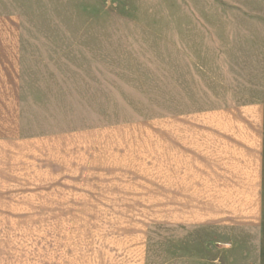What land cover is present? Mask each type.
Here are the masks:
<instances>
[{"label":"crops","instance_id":"crops-1","mask_svg":"<svg viewBox=\"0 0 264 264\" xmlns=\"http://www.w3.org/2000/svg\"><path fill=\"white\" fill-rule=\"evenodd\" d=\"M111 23L28 18L0 1V236L36 219L58 235L51 264H144L145 232L163 224L210 231L218 250L264 264V99L221 102L202 68L169 62L163 113L113 118L109 73L146 67L109 57V37L133 30ZM18 251L0 242V264H27Z\"/></svg>","mask_w":264,"mask_h":264},{"label":"rangeland","instance_id":"rangeland-1","mask_svg":"<svg viewBox=\"0 0 264 264\" xmlns=\"http://www.w3.org/2000/svg\"><path fill=\"white\" fill-rule=\"evenodd\" d=\"M2 1L23 8L28 18L102 17L109 24L129 21L130 27L119 28L133 29L131 32L109 37V57L143 56L135 61L137 67L146 69L139 74L109 73V93L114 90L121 94L120 98L109 97L113 118L136 119L163 113V73L169 62L202 68L214 86V94H208L221 102L264 99V0ZM116 67L120 66L113 60L109 72L117 73ZM142 91L145 96L139 95ZM48 183L45 191L51 193ZM134 183L140 194H146L147 182ZM64 184L66 193L88 191L83 182L79 186ZM130 188L125 186L121 191L127 194ZM20 221L13 227L20 228L22 234L2 235L0 242L19 246L18 252L27 264H35L41 252L44 263L51 264L52 246L58 242V235H53L50 223L37 227L36 219L16 220ZM143 244L144 264H255L252 251H220L218 247L227 246L220 245L210 231L197 228L150 225Z\"/></svg>","mask_w":264,"mask_h":264}]
</instances>
